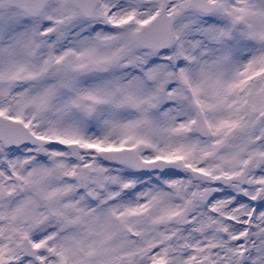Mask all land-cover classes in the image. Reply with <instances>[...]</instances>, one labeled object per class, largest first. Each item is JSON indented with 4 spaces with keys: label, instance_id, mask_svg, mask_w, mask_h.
<instances>
[{
    "label": "snow or ice",
    "instance_id": "obj_1",
    "mask_svg": "<svg viewBox=\"0 0 264 264\" xmlns=\"http://www.w3.org/2000/svg\"><path fill=\"white\" fill-rule=\"evenodd\" d=\"M0 264H264V0H0Z\"/></svg>",
    "mask_w": 264,
    "mask_h": 264
}]
</instances>
